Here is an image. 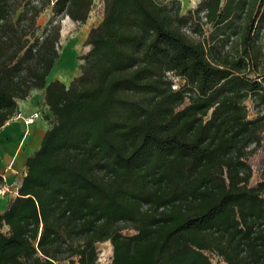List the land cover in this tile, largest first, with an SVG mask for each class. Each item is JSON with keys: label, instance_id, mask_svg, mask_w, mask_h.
<instances>
[{"label": "trees", "instance_id": "obj_1", "mask_svg": "<svg viewBox=\"0 0 264 264\" xmlns=\"http://www.w3.org/2000/svg\"><path fill=\"white\" fill-rule=\"evenodd\" d=\"M93 1L0 0V128L33 90L53 117L0 264H264V0H101L80 73L47 82L61 30L37 17L84 23Z\"/></svg>", "mask_w": 264, "mask_h": 264}, {"label": "rangeland", "instance_id": "obj_2", "mask_svg": "<svg viewBox=\"0 0 264 264\" xmlns=\"http://www.w3.org/2000/svg\"><path fill=\"white\" fill-rule=\"evenodd\" d=\"M181 3V12L182 14L188 10H193L200 0H179ZM102 17V2L101 0H94L91 6V11L89 12L88 18L84 23L76 22L71 20L67 16L61 15H53L51 12V7L45 8L37 17V24L40 28H43L48 21L52 20L58 22L60 24V48H59V57L55 61V64L48 76L52 78V76L58 77L60 80L66 82L68 84L69 81L74 77L70 78L71 74L76 73L78 75L80 73L79 66L82 62L80 57L84 55L90 48V45L86 43V38L89 32V29L93 26H96ZM205 35L209 32L208 27L205 25L204 27ZM187 33L193 37L197 38L198 35L191 30H187ZM207 36V35H206ZM75 75V76H76ZM58 79V80H59ZM176 82H179L177 80ZM248 106L251 107V102H247ZM40 112L42 117L47 120L48 125L52 120V115L50 112L43 110L40 108ZM253 116V113L250 112V117ZM262 156L254 157V175L251 178V184L256 183L257 176L260 171L259 162H261V158H264V148L261 151ZM259 166V167H258ZM10 191L6 192L3 196L5 198V202L9 203V201L16 195V185L9 188ZM2 199L4 200V198ZM98 251V262L99 263H107L110 261L112 256V245L109 241L99 242L96 244ZM210 259L214 264H225L226 262H222L221 258L214 254H210ZM65 264H70L68 261Z\"/></svg>", "mask_w": 264, "mask_h": 264}, {"label": "crops", "instance_id": "obj_3", "mask_svg": "<svg viewBox=\"0 0 264 264\" xmlns=\"http://www.w3.org/2000/svg\"><path fill=\"white\" fill-rule=\"evenodd\" d=\"M75 75L76 73L71 74L70 78ZM54 79L59 78L52 76L47 82ZM45 95L44 89L31 91L27 98L18 101L17 114L0 128V175H2L0 184L8 189L16 185L17 190L22 176L25 175L27 157L40 146L42 137L49 127L40 112L41 107L47 112L50 111L45 104ZM33 112L37 113V117L28 122L27 118ZM2 197L0 196V211L8 204Z\"/></svg>", "mask_w": 264, "mask_h": 264}, {"label": "built area", "instance_id": "obj_4", "mask_svg": "<svg viewBox=\"0 0 264 264\" xmlns=\"http://www.w3.org/2000/svg\"><path fill=\"white\" fill-rule=\"evenodd\" d=\"M35 117H37V113L33 112V114L31 116H29V118H27V121L31 122ZM0 177L2 178V175H0ZM8 191H10L8 188H6L0 184V196H4L5 193Z\"/></svg>", "mask_w": 264, "mask_h": 264}]
</instances>
